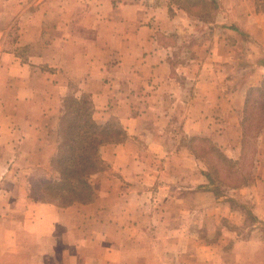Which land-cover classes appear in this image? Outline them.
<instances>
[{
  "label": "crops",
  "instance_id": "0c3cea01",
  "mask_svg": "<svg viewBox=\"0 0 264 264\" xmlns=\"http://www.w3.org/2000/svg\"><path fill=\"white\" fill-rule=\"evenodd\" d=\"M208 1V17L193 0L36 1L23 25L30 41L44 35V48L27 61L0 50V144L9 150L0 151V264L247 263L254 236L228 247L196 236L194 248L186 228L196 212L184 229L171 223L178 194L188 202L199 193L189 189L209 182L181 135L225 143L238 157L247 91L264 78V0ZM68 93L91 102L97 123L117 120L126 138L100 145L106 168L89 177L93 198L58 206L31 195L30 180L36 169L54 175ZM263 138L264 125L250 138L256 152Z\"/></svg>",
  "mask_w": 264,
  "mask_h": 264
},
{
  "label": "rangeland",
  "instance_id": "374dc122",
  "mask_svg": "<svg viewBox=\"0 0 264 264\" xmlns=\"http://www.w3.org/2000/svg\"><path fill=\"white\" fill-rule=\"evenodd\" d=\"M36 1L38 2V0H26L24 3L25 0H0V31L5 37L0 42L1 51H15L23 60L27 61L32 53L44 48V35L42 34V40L30 41L31 35L25 31L26 27L23 25L26 24L25 20L34 9ZM191 5L194 13L206 17L210 16L214 7L212 2L208 0H193ZM9 24H12L10 28L8 27ZM195 25L199 27L200 23L195 22ZM174 131L180 135V130L175 128ZM252 132L253 128L252 131L248 132V136H252ZM181 136L182 142L186 141L196 146L197 153L201 154L203 150H208L206 142L197 140L191 142L188 138ZM250 138L252 137L246 140L245 149L238 157H232L234 155L228 152L235 164H232V161L222 163L220 160L212 158L214 166L212 168L208 167L204 159H200L202 162L193 161V164L195 162V166L200 171H209L212 183L208 182L189 189L191 192L199 191V193L192 197L187 196L188 202H185L183 197V189L178 194V200L172 204L174 218L171 219V223H174L176 228L182 227L184 229L186 227L185 214L196 212L194 215H197V218L193 219L186 228L190 235L187 238V243L193 244L194 248H196L195 244L198 241L196 236L203 240L201 242L208 244L221 239L219 244L225 242V247H228L234 239L239 240L252 235L256 242L249 248H244L248 250L250 259L247 263L237 261V264H264V245L258 242L264 238V219H258L251 209L257 205L258 211L264 213V138L259 144L260 152H256L253 145L254 141ZM219 146L221 150L222 148L227 149L225 143H220ZM1 150L5 151L6 154L9 152L4 143L0 144ZM12 157L14 154L10 155V158ZM32 172L30 174L31 176L35 175L32 178L34 181H44V170L36 169ZM248 184L249 187L245 186ZM232 186L237 188L244 186L241 189L244 190V193L240 194L233 190ZM4 189L8 191L6 187L2 188L1 196L6 193ZM249 197L251 200L254 199V203H251ZM243 198L246 199L247 203L241 201ZM255 198L258 200L256 201ZM148 204L151 206V210L155 206L153 200ZM182 263H184V258L180 261V264Z\"/></svg>",
  "mask_w": 264,
  "mask_h": 264
},
{
  "label": "trees",
  "instance_id": "16d2710c",
  "mask_svg": "<svg viewBox=\"0 0 264 264\" xmlns=\"http://www.w3.org/2000/svg\"><path fill=\"white\" fill-rule=\"evenodd\" d=\"M115 119L97 123L92 118V105L88 99L81 100L75 93H68L62 101L58 130L60 143L51 159L54 175L44 181H30V193L43 201L58 206H67L74 202H89L94 192L89 182L91 174L104 170L106 165L99 154V147L106 142H121L126 132ZM264 125V78L259 86L250 87L247 91L244 114L241 122L242 153L246 140L255 138ZM252 136H248L251 130ZM192 141H203L208 150L197 153L196 146L187 143L197 159H204L208 167H214L212 158L222 163L232 161L212 140L191 137ZM254 145V143H253ZM255 147V146H254ZM209 183H212L209 171L202 170Z\"/></svg>",
  "mask_w": 264,
  "mask_h": 264
}]
</instances>
